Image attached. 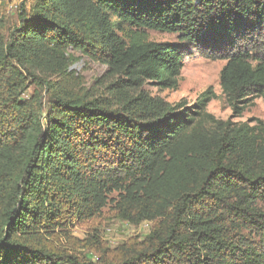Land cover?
I'll return each mask as SVG.
<instances>
[{"label":"trees","instance_id":"trees-1","mask_svg":"<svg viewBox=\"0 0 264 264\" xmlns=\"http://www.w3.org/2000/svg\"><path fill=\"white\" fill-rule=\"evenodd\" d=\"M15 17L0 20V264H264V122L215 118L211 88L190 106L146 89L177 90L197 51L225 61L232 118L264 100V0H29ZM75 53L106 68L91 86ZM107 207L150 232L74 238Z\"/></svg>","mask_w":264,"mask_h":264},{"label":"rangeland","instance_id":"rangeland-1","mask_svg":"<svg viewBox=\"0 0 264 264\" xmlns=\"http://www.w3.org/2000/svg\"><path fill=\"white\" fill-rule=\"evenodd\" d=\"M28 2L29 0H0V20L4 19L8 23H12L16 18V11H9V6L16 5L19 8L22 3L28 4ZM149 38L156 42H176L174 35L166 33L150 32ZM74 56L79 58L80 55L75 53ZM224 65L225 61L219 58H209L206 54L203 55L195 51L183 58V68L177 90L159 91L152 85H147L146 89L152 94L161 96L170 104L184 102L190 106L203 91L211 88L215 97L210 101L206 110L215 118L224 121L230 119L237 123L256 119L264 122V100L262 98L253 99L248 103L241 117L232 118V111L226 104L219 83V74ZM71 68L84 78L87 86H91L94 80L101 76L106 69L87 58H79ZM152 225V223L143 222L138 226H131L126 222L117 220L107 207L100 218L84 225H76L71 231L74 238L83 240L89 231L96 229L106 247L114 249L128 241H142L150 232ZM83 252L89 257L92 256L90 252Z\"/></svg>","mask_w":264,"mask_h":264},{"label":"built area","instance_id":"built-area-1","mask_svg":"<svg viewBox=\"0 0 264 264\" xmlns=\"http://www.w3.org/2000/svg\"><path fill=\"white\" fill-rule=\"evenodd\" d=\"M17 8H18V6H16V5H10L9 6V11H16L17 10Z\"/></svg>","mask_w":264,"mask_h":264}]
</instances>
